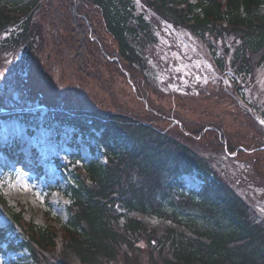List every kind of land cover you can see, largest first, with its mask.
I'll use <instances>...</instances> for the list:
<instances>
[{
	"label": "trees",
	"instance_id": "trees-1",
	"mask_svg": "<svg viewBox=\"0 0 264 264\" xmlns=\"http://www.w3.org/2000/svg\"><path fill=\"white\" fill-rule=\"evenodd\" d=\"M140 4L205 42L220 71L232 70L235 86L264 67V0H0V54L23 57L12 65L17 73L31 68L46 46L42 14L55 47L74 52L82 72L97 53L147 76L158 38ZM58 103L54 120L82 137L94 157L73 169L61 233L26 221L0 193V214L10 222L0 227V247L26 249L33 264H143L146 254L147 264H264V222L207 158L148 117ZM4 152L22 163L19 143ZM194 171L203 185L187 191L182 177Z\"/></svg>",
	"mask_w": 264,
	"mask_h": 264
},
{
	"label": "rangeland",
	"instance_id": "rangeland-1",
	"mask_svg": "<svg viewBox=\"0 0 264 264\" xmlns=\"http://www.w3.org/2000/svg\"><path fill=\"white\" fill-rule=\"evenodd\" d=\"M140 6L158 38L148 51L147 76L105 62L97 53L95 65L82 72L74 52L65 45L55 47L42 14L37 17L45 28L46 46L32 59L31 68L17 73L12 65L23 57L13 60L10 53L0 54V193L26 221L50 225L61 233L60 223L67 220L71 203L66 190L75 180L73 169L81 167L77 160L87 163L94 156L71 127L54 120L59 102L64 108H100L148 117L207 158L216 174L264 222V67L244 81L238 77L235 86L232 70L220 71L205 42L175 30L156 12ZM105 40L113 52V41ZM219 48L223 49L222 43ZM14 143L20 144L22 163L4 152ZM98 157L104 161L102 153ZM182 180L187 191H199L203 185L197 171ZM9 225L0 214V227ZM143 260L148 263L147 254ZM11 261L33 264L26 249L9 251L1 246L0 264Z\"/></svg>",
	"mask_w": 264,
	"mask_h": 264
}]
</instances>
